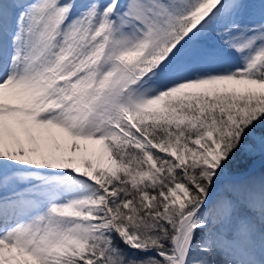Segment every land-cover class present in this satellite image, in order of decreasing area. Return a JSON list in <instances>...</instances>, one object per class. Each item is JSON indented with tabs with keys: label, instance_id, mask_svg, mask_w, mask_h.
I'll list each match as a JSON object with an SVG mask.
<instances>
[{
	"label": "snow or ice",
	"instance_id": "obj_1",
	"mask_svg": "<svg viewBox=\"0 0 264 264\" xmlns=\"http://www.w3.org/2000/svg\"><path fill=\"white\" fill-rule=\"evenodd\" d=\"M0 264H264V0H0Z\"/></svg>",
	"mask_w": 264,
	"mask_h": 264
}]
</instances>
